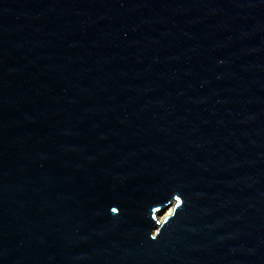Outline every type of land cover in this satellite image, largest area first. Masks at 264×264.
I'll return each mask as SVG.
<instances>
[{
    "label": "water",
    "instance_id": "95a60500",
    "mask_svg": "<svg viewBox=\"0 0 264 264\" xmlns=\"http://www.w3.org/2000/svg\"><path fill=\"white\" fill-rule=\"evenodd\" d=\"M0 264H264V0H0Z\"/></svg>",
    "mask_w": 264,
    "mask_h": 264
},
{
    "label": "bare ground",
    "instance_id": "6f19581e",
    "mask_svg": "<svg viewBox=\"0 0 264 264\" xmlns=\"http://www.w3.org/2000/svg\"><path fill=\"white\" fill-rule=\"evenodd\" d=\"M174 203L172 202L168 207H166L163 211L156 214V220L160 221L153 229H151L150 234L156 237L158 229L165 222V219L168 217H173L174 215Z\"/></svg>",
    "mask_w": 264,
    "mask_h": 264
}]
</instances>
